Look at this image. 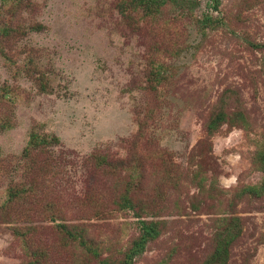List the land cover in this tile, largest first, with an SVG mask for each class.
I'll list each match as a JSON object with an SVG mask.
<instances>
[{
	"label": "rangeland",
	"instance_id": "rangeland-1",
	"mask_svg": "<svg viewBox=\"0 0 264 264\" xmlns=\"http://www.w3.org/2000/svg\"><path fill=\"white\" fill-rule=\"evenodd\" d=\"M133 3L0 0V207L30 163L47 168L28 212L0 209V264H26L14 228L28 225L48 264H99L60 222L125 264L139 218L118 209L124 193L162 227L127 264H205L228 229L224 264H264V0ZM32 130L59 141L25 159ZM92 153L134 159L88 172Z\"/></svg>",
	"mask_w": 264,
	"mask_h": 264
},
{
	"label": "trees",
	"instance_id": "trees-1",
	"mask_svg": "<svg viewBox=\"0 0 264 264\" xmlns=\"http://www.w3.org/2000/svg\"><path fill=\"white\" fill-rule=\"evenodd\" d=\"M190 2L191 0H183ZM208 5L212 7V9H217L220 5L221 0H207ZM141 3L145 5H141ZM126 4V3H125ZM135 6H143L144 10L149 12L152 8L156 10V13L159 10V5L161 4V0H138V3H133ZM155 4V5H154ZM219 21V17L213 15V13L208 12L203 14V22L201 23L202 30L205 28H213L217 25ZM34 28L39 29V25ZM215 119V117H214ZM215 122L210 124L211 126H215ZM59 138L55 135L51 137L47 134L41 135L35 130L31 131L30 138L28 140L27 146L24 150L23 157L25 159H34L31 158L32 154L37 150L48 149V147L55 142H58ZM128 159V160H125ZM132 159H134L131 153H128L127 157L119 158L113 156H106L100 153H92L88 156V160H92L91 165L88 166V172H92L95 169L103 172L106 168H116V167H125L127 164H131ZM36 166V167H35ZM36 162L30 163L29 173L30 176L26 180L16 181L14 185H10L7 188V197L6 202L1 205L0 209L8 208L10 205L16 209H20L23 212H28L27 208L21 207L23 204H31L37 202V198L39 197L37 194V190H35L36 186H40L43 193L45 191V181L47 178L45 177V173L47 172V168L45 164L43 166H39ZM128 166V165H127ZM38 168L39 170H37ZM113 171V170H112ZM88 194V192H87ZM86 194V195H87ZM45 197H50L49 195H43L41 200L45 199ZM89 199V198H88ZM87 199V200H88ZM115 203L119 206L118 209H124L127 211L133 212L135 217H138L139 220L137 223L139 224V233L132 240L129 247L126 249L125 258L121 263L127 264L128 262H132L135 256L141 255L148 244V242L156 239L161 233L160 222L154 219H146L143 218L145 216L142 215L138 208L134 204L133 198L130 197L128 193L118 195ZM48 206V210L54 206V201H48L46 204ZM56 206H54V210L47 211L50 212V218L53 220H57L60 218L58 214L55 212ZM1 214V213H0ZM31 214V213H29ZM56 233L61 235L63 239L70 242V244L76 249H81L84 253L94 257L99 264H110L108 261L109 256H103V254L99 251V243L92 234L88 225L79 222L72 223H57L55 225ZM39 230V226L28 225L26 228L15 227L14 232L16 235L24 236L25 240L29 243H32V247L27 248L28 252V260L26 264H48L47 250L42 246L41 242L33 241L36 238L37 232ZM222 237L218 239L217 247L211 257L206 261L205 264H224L227 260V248L226 246L235 239L236 234H232L230 229L227 230L226 234H222Z\"/></svg>",
	"mask_w": 264,
	"mask_h": 264
}]
</instances>
